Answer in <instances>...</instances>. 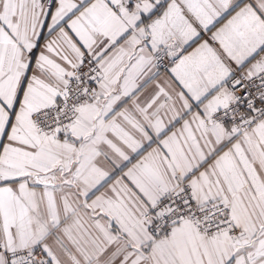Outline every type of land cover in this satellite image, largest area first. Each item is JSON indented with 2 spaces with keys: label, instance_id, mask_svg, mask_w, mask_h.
<instances>
[{
  "label": "snow or ice",
  "instance_id": "obj_1",
  "mask_svg": "<svg viewBox=\"0 0 264 264\" xmlns=\"http://www.w3.org/2000/svg\"><path fill=\"white\" fill-rule=\"evenodd\" d=\"M0 264H264V0H0Z\"/></svg>",
  "mask_w": 264,
  "mask_h": 264
}]
</instances>
